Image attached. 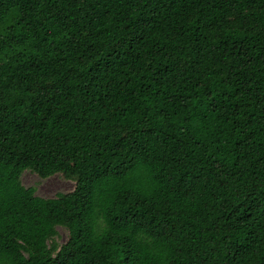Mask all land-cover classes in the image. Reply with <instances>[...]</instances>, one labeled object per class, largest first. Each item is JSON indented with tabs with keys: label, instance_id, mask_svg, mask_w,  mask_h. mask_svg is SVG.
<instances>
[{
	"label": "trees",
	"instance_id": "16d2710c",
	"mask_svg": "<svg viewBox=\"0 0 264 264\" xmlns=\"http://www.w3.org/2000/svg\"><path fill=\"white\" fill-rule=\"evenodd\" d=\"M0 264H264V0H0Z\"/></svg>",
	"mask_w": 264,
	"mask_h": 264
},
{
	"label": "rangeland",
	"instance_id": "374dc122",
	"mask_svg": "<svg viewBox=\"0 0 264 264\" xmlns=\"http://www.w3.org/2000/svg\"><path fill=\"white\" fill-rule=\"evenodd\" d=\"M20 182L25 188H33L34 194L41 198H53L58 193H68L74 188L72 181L59 174L43 179L28 170L21 174ZM57 231L56 241L58 244H63L68 237L67 231L60 227L57 228Z\"/></svg>",
	"mask_w": 264,
	"mask_h": 264
}]
</instances>
